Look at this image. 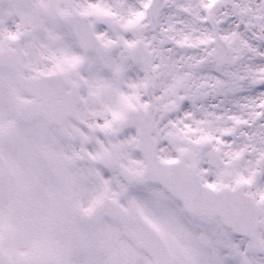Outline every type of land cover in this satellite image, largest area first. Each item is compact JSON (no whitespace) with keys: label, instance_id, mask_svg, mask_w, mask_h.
I'll list each match as a JSON object with an SVG mask.
<instances>
[{"label":"snow or ice","instance_id":"obj_1","mask_svg":"<svg viewBox=\"0 0 264 264\" xmlns=\"http://www.w3.org/2000/svg\"><path fill=\"white\" fill-rule=\"evenodd\" d=\"M13 108L51 195L0 179V264H264V0H0Z\"/></svg>","mask_w":264,"mask_h":264},{"label":"flooded vegetation","instance_id":"obj_2","mask_svg":"<svg viewBox=\"0 0 264 264\" xmlns=\"http://www.w3.org/2000/svg\"><path fill=\"white\" fill-rule=\"evenodd\" d=\"M25 140L24 137L20 138ZM6 159L8 166V175L3 179L8 181L11 174V183L6 185L7 193L6 199L8 201L7 212L14 215L17 214L18 204L20 203L19 197L23 195L28 197L30 194L35 195L37 192H43L45 196L51 194L47 189L42 188L40 180L44 174V169L39 167V164L43 161L50 159V155L47 151L41 150L39 147L26 148L21 146L16 141L7 143V148L1 151ZM55 172V168L52 169ZM8 235L7 229L4 230L3 240ZM40 245L35 248H30L24 253V258L40 255Z\"/></svg>","mask_w":264,"mask_h":264},{"label":"rangeland","instance_id":"obj_3","mask_svg":"<svg viewBox=\"0 0 264 264\" xmlns=\"http://www.w3.org/2000/svg\"><path fill=\"white\" fill-rule=\"evenodd\" d=\"M11 121H13V119H11ZM7 215H8L9 221H11L14 218V215L11 214L10 212H7ZM4 228H6V226H4ZM2 236H3V231H0V238ZM42 244H44V243H42ZM40 250H41V253H42L41 255H47L48 254L47 248H46V245L45 244L40 247ZM67 250H70V248L67 249ZM56 251H57V253H62V252H65L66 249L63 246H60ZM103 251H104V249H103Z\"/></svg>","mask_w":264,"mask_h":264},{"label":"water","instance_id":"obj_4","mask_svg":"<svg viewBox=\"0 0 264 264\" xmlns=\"http://www.w3.org/2000/svg\"><path fill=\"white\" fill-rule=\"evenodd\" d=\"M165 253H166V250L163 249V248H161V249H160V255L163 256Z\"/></svg>","mask_w":264,"mask_h":264}]
</instances>
